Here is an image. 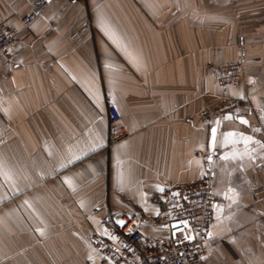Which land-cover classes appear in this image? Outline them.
<instances>
[{"label": "crops", "instance_id": "obj_1", "mask_svg": "<svg viewBox=\"0 0 264 264\" xmlns=\"http://www.w3.org/2000/svg\"><path fill=\"white\" fill-rule=\"evenodd\" d=\"M32 8L0 0L19 29L0 58V264H98L102 217L158 218L212 149L205 263L264 264V0H62L26 26ZM229 61L244 70L221 86ZM232 96L242 115L203 120ZM111 104L129 135L108 146Z\"/></svg>", "mask_w": 264, "mask_h": 264}, {"label": "built area", "instance_id": "obj_2", "mask_svg": "<svg viewBox=\"0 0 264 264\" xmlns=\"http://www.w3.org/2000/svg\"><path fill=\"white\" fill-rule=\"evenodd\" d=\"M56 1L62 0H31L33 8L22 17L23 23L30 25ZM18 35L17 27L0 23V58L9 52ZM243 70L241 61H229L217 65L213 77L217 84L228 86L240 80ZM246 106L244 98L226 97L206 110L202 118L211 121L225 114L239 116ZM109 115L108 146H113L128 137L129 131L115 105L109 106ZM220 153L218 149L201 153L206 161L204 176L196 182L169 187L164 194L165 211L158 218L109 210L101 219V233L92 240L100 256L98 264H206L204 241L214 220V207L221 201L212 185L213 161ZM146 224L166 233L151 235L144 230Z\"/></svg>", "mask_w": 264, "mask_h": 264}, {"label": "snow or ice", "instance_id": "obj_3", "mask_svg": "<svg viewBox=\"0 0 264 264\" xmlns=\"http://www.w3.org/2000/svg\"><path fill=\"white\" fill-rule=\"evenodd\" d=\"M227 118H230V117H227ZM241 123H245L246 124L247 121L246 120H241ZM233 135H234L233 133H229L228 134V136H233ZM212 137H213V141H215V137H216V129L215 128L212 129ZM243 140H244L245 143H248L251 140V137L244 136ZM257 143H259V142L257 141ZM261 147L264 148V144H262ZM209 159H211V158L209 157ZM223 159L227 160V159H229V157L227 155H225L223 157ZM230 191H234V190L230 189ZM121 223H123V222H121Z\"/></svg>", "mask_w": 264, "mask_h": 264}]
</instances>
